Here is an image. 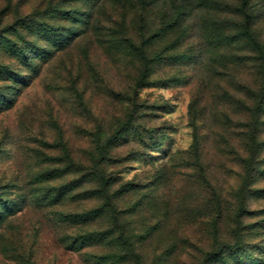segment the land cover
Returning <instances> with one entry per match:
<instances>
[{"label":"rangeland","instance_id":"rangeland-1","mask_svg":"<svg viewBox=\"0 0 264 264\" xmlns=\"http://www.w3.org/2000/svg\"><path fill=\"white\" fill-rule=\"evenodd\" d=\"M2 210L0 264H264V0H0Z\"/></svg>","mask_w":264,"mask_h":264},{"label":"trees","instance_id":"trees-1","mask_svg":"<svg viewBox=\"0 0 264 264\" xmlns=\"http://www.w3.org/2000/svg\"><path fill=\"white\" fill-rule=\"evenodd\" d=\"M247 28H248V26H247ZM21 51V53L23 52L24 53V51L23 50H20ZM3 200V199H2ZM8 212L6 211V210H2V211H0V218L1 219H4V218H7L8 217Z\"/></svg>","mask_w":264,"mask_h":264}]
</instances>
